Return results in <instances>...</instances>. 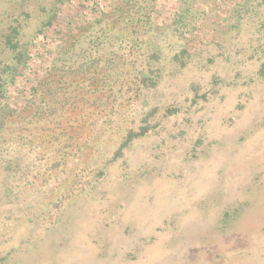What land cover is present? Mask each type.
Instances as JSON below:
<instances>
[{"label":"rangeland","instance_id":"obj_1","mask_svg":"<svg viewBox=\"0 0 264 264\" xmlns=\"http://www.w3.org/2000/svg\"><path fill=\"white\" fill-rule=\"evenodd\" d=\"M117 2L25 107L57 0H0V264H264V0Z\"/></svg>","mask_w":264,"mask_h":264},{"label":"trees","instance_id":"obj_2","mask_svg":"<svg viewBox=\"0 0 264 264\" xmlns=\"http://www.w3.org/2000/svg\"><path fill=\"white\" fill-rule=\"evenodd\" d=\"M132 1L134 0H118L119 4L114 5V10L119 8L121 9L123 7L122 5L129 4ZM96 4L97 0H82L76 3H73V0H57V4L52 10V14L39 30L37 40L31 45L34 48L33 52H31L29 55H26L21 49L20 53L17 54L16 65L10 72L11 77L7 82V85H9L11 82L17 81L19 76L24 75L22 78L26 79V77L29 76L28 73L31 74L32 81L29 83L27 89L23 93V106L26 107L27 105H33L32 102L36 100L38 95L42 94L40 90L42 88L44 90L46 85V77L51 71L54 70V68H58L60 54L59 52H56L57 48L60 46L62 49L64 42H66L68 39H71V42L75 43L77 35H73L71 38H65L66 32L64 30L70 32L82 30L84 25L89 22L83 24V21L80 19V17L88 18V16L92 14L91 11L96 10ZM64 13L69 19L64 22L63 26L60 27L58 26V18ZM106 19V16H104L99 20L97 25L91 24L88 27L92 26L91 28H95L97 31L100 29V27H103L102 30L105 31L107 30L104 29V22ZM43 45H47L48 48L53 46L55 51H50L51 49H49V51H45V53L40 54L41 46ZM5 87L6 84H0V97L5 90ZM131 138L132 137H129V140ZM127 143L128 141H126L125 144Z\"/></svg>","mask_w":264,"mask_h":264}]
</instances>
